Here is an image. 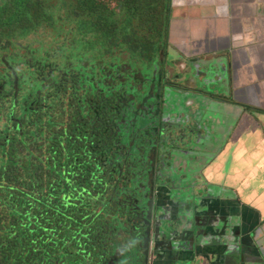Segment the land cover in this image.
<instances>
[{"label":"crops","instance_id":"1","mask_svg":"<svg viewBox=\"0 0 264 264\" xmlns=\"http://www.w3.org/2000/svg\"><path fill=\"white\" fill-rule=\"evenodd\" d=\"M159 14L149 38L155 53L153 75L165 80L180 72L183 81L192 82L212 78L211 98L236 101L238 106L231 102L234 107L226 109L222 103L209 110L206 150L193 149L191 157L177 156L174 162L177 171L189 170L184 184L193 200H199L191 214L202 231L200 241L197 234L189 235L192 246H184V262H176L177 254L167 244L150 262L264 264V0H163ZM190 67L196 72L187 76ZM224 121L231 122L227 126ZM173 182L169 188L176 187ZM120 213L126 217L122 209ZM124 230L127 238L117 233L115 264H141L139 234ZM125 239L134 246H125ZM201 244L209 249L224 244L229 254L220 257Z\"/></svg>","mask_w":264,"mask_h":264},{"label":"trees","instance_id":"2","mask_svg":"<svg viewBox=\"0 0 264 264\" xmlns=\"http://www.w3.org/2000/svg\"><path fill=\"white\" fill-rule=\"evenodd\" d=\"M152 1L155 7L148 10ZM118 2L114 10H109L102 6L106 0H69L60 9L62 18L80 35L109 48L119 41L118 28L123 18L132 19L133 12L139 11L136 17L144 21L142 29L145 30L141 40H147V35L161 20L159 5H163V0H123L125 6L116 9ZM125 7L130 13L124 11ZM5 12L4 6L1 7L0 18ZM34 12L42 22H51L52 17L43 3H39ZM140 42L134 47L139 48ZM7 57L0 55V117L3 118L0 120V190L4 191L0 201L9 207L13 224L7 228L2 225L0 264H5L7 245L12 246L8 264H64L66 259L68 264H82L79 258H74L79 253L83 264H115L117 233L122 231L123 238H127L124 229L130 230V223L123 213H117L115 203V183L123 184V176L116 177L114 172L113 177H107L108 172L114 170L115 161L106 168L107 156L97 155L101 148L95 150L90 140L91 147L86 146L83 136L80 137L82 143L79 137L70 139V134L54 130L48 137L49 149L43 153L37 138L49 128L43 123L49 97H57L59 105L70 102L71 98L76 100L80 86L77 70L70 69V65L64 72L54 74L60 68L52 55L43 60L45 63L36 60L24 70H18L9 55ZM46 78L50 85L44 87ZM103 92V89L97 90V93ZM116 101L119 103L116 113H121L125 99L120 96ZM89 103L96 111V105L91 100ZM106 103L105 99L101 105L104 112ZM110 110L115 115V105ZM114 125L116 131L117 123ZM68 139L76 146L71 147ZM109 141V136H100L98 143L104 146ZM28 152L37 153L32 155L34 161L25 156ZM137 160L145 162V159ZM84 162L92 167L87 176L71 178L70 172L74 176L76 168ZM147 171L157 177V173ZM54 183L60 185L63 193L60 199L53 197L55 193L49 187L50 184L55 188ZM45 192L51 194L48 196ZM154 192L155 188L151 190L152 194ZM125 241V246H130L131 241ZM126 250L128 248L123 247V251Z\"/></svg>","mask_w":264,"mask_h":264},{"label":"rangeland","instance_id":"3","mask_svg":"<svg viewBox=\"0 0 264 264\" xmlns=\"http://www.w3.org/2000/svg\"><path fill=\"white\" fill-rule=\"evenodd\" d=\"M66 1L69 0H0V8L4 6L6 10L0 18L1 56L8 58L7 55H9V60L17 65V69L24 70L36 60L45 63L46 61L43 60L52 55L54 57L53 60L56 61L60 68L54 74L64 72L70 65H72L70 69H76L78 72L77 78L80 81V86L77 87L76 100L71 98L70 102L59 105L57 97H49V107L44 108L47 115L43 116V123L47 124L49 128L46 127L44 129V135L37 136L38 143L42 146L41 153L48 151L50 143L48 137L54 130H60L59 133L70 134V139L74 136L79 138L83 136L84 141L87 143L86 146L91 147L90 141H92L95 150L101 148L96 154L101 155L103 153L107 156L105 159L106 168L115 161L114 170L108 172V178L113 177L116 171L122 174L124 182H130L132 187L137 188V192L143 182L148 183L151 187V175L143 180L138 174L139 182L133 176L137 168H142L148 164V159H145V162L137 160L139 158L134 148L136 147L135 142L138 140H135L134 136L131 138L130 129V124H132L138 112L142 113L143 107L139 105L144 93L147 91L150 94L154 93L153 88L155 87L158 93L156 97L159 98L161 110L169 107L176 112L177 119L174 116L170 117L168 113L164 114V119L171 124L166 131V137L176 136L178 138L182 136L186 143L187 139L190 138V144L187 143L185 151L179 154L181 159L186 157L193 149H195L196 153L206 150L210 137L208 122L206 121L208 119V111L217 110L222 103L226 105L222 106L223 108L227 109V105L234 107L232 104L236 105L237 102L211 98L210 95L213 94L212 78L201 80L203 78L197 77L192 82L189 78L188 81H183L186 78L181 77L180 72L173 77L167 76L165 80L153 75L151 71V65L154 64V62H151L153 51L149 43L151 33L147 35V42L144 38L141 40L144 37L145 30L142 29L144 21L136 17V13L139 14V11L133 12L132 19L127 20L124 17L120 22L117 45L111 48L108 46L101 47L99 42L88 40V38L80 35L68 21L62 18L63 12L60 8H63L62 5ZM116 1H120L117 3L116 9H122L125 6L123 0H106V4L102 6L109 10H114ZM39 3H43L47 14L52 17L50 23L42 22L39 19V14L34 12L35 9L39 8ZM128 7H125L124 11L129 12ZM152 7H155L154 1L150 3L148 10ZM139 42L140 47H134L135 43ZM46 54L49 55L46 56ZM202 70H207V67H203ZM195 72L196 68L190 67L185 75L188 76ZM149 82L156 85H154L152 90L150 88L153 85ZM42 85L44 87L50 85L48 78ZM100 89H103L104 92L97 93V90ZM134 92L139 94L136 101ZM131 95L132 99L130 98ZM120 96L125 99L124 112L116 113V106L119 105L116 99ZM105 99L107 101L105 104L106 112L101 108ZM89 100L96 105V111L92 109V104L89 103ZM3 101L5 102V100ZM135 103L136 106H134ZM114 105L115 115L110 110V107ZM135 107L137 108L136 115ZM249 108H253V106L249 105ZM0 120L2 121L3 118L0 117ZM140 120L137 117V125ZM230 122L224 121V124L228 126ZM115 123H117L116 131L113 128ZM100 136H109L110 141L102 146L98 143ZM70 139H68V144L71 147L76 146V144L72 145V143H69ZM81 141L83 143V140ZM176 151L175 145L168 147L167 156L177 162ZM28 153L25 155L28 158H32V155H37L36 152ZM163 154L162 152L161 156ZM151 157L156 158L157 156L150 155V160ZM130 160L133 161L130 162ZM150 160L149 169L151 168ZM152 165H155V163L153 162ZM91 169V165L84 162L76 168L74 176L71 172L69 176L73 179H79L81 176H87ZM158 174L160 179L155 199L162 204L168 201L174 204L178 203L181 197L176 194L168 197L167 189L171 182L168 177L171 176V173L160 171ZM24 176L26 177L25 174ZM54 186L56 189L49 184L51 191L55 193L52 195L55 199H60L63 196L60 185L54 183ZM122 186V183L117 184L118 189ZM126 188H128V184ZM130 189L132 188L130 187ZM45 193L48 196V193L51 194V192ZM3 194L4 191L0 190V197ZM118 195L121 196L120 192H118ZM150 198L154 199V196ZM19 199L23 201L24 197L19 196ZM148 199V197H145V200L148 201ZM28 201L29 199L27 198ZM116 207L119 210L117 203ZM174 209L175 206L172 208L173 212H175ZM128 223H130V230L138 233V225L133 214H131ZM11 224H13V219L10 217V209L0 201V233ZM174 231H172V234H174ZM60 241L64 243L63 238H60ZM124 242L126 241L124 240ZM130 244L134 246V242ZM7 247L5 264H8L12 254V246L7 245ZM62 256L64 257L63 254ZM67 260L64 264H67Z\"/></svg>","mask_w":264,"mask_h":264},{"label":"water","instance_id":"4","mask_svg":"<svg viewBox=\"0 0 264 264\" xmlns=\"http://www.w3.org/2000/svg\"><path fill=\"white\" fill-rule=\"evenodd\" d=\"M151 84L153 86L150 90H152L155 85L154 83ZM156 95V93L154 94L152 92L150 94L148 91L144 93L139 105L143 107L142 113L138 112L132 124H130L131 137L133 138L134 136V139L138 140L135 142L136 147L134 148L137 157L140 159H148V164L146 166L138 168V174L143 180L151 175L147 171V169H149V156L156 155V158L151 157V168L149 170L152 171L153 174H155L156 168L161 172H170L171 176H169L168 179L174 181L177 185L174 188L167 189L168 197L176 194L181 198L179 202L175 204L169 201L164 204L160 203L159 200L155 199L160 177L159 175H157V177L151 175L150 184L153 188L150 187L148 183L143 182L138 192L137 188H135L137 192L135 195H137V197H132L129 203H124V205H122V208H125L127 213L130 211V217L131 214L134 215L135 222L138 225L139 238L137 243L140 249H142V253L138 256V259L141 260V264H153L150 262V256H156L157 250L165 244L169 245L171 249L174 250V255L177 254L176 262H184L187 257V251L184 246H192V239L189 235L197 234L195 238L200 241V235L202 234V231L198 230L193 215L191 214V212L197 208L199 200L197 197L193 200V197L190 196L192 192L191 188L184 184L185 180L188 178L189 170H186V172L177 171V167L174 166L175 160L167 156L168 147L172 145H175L177 149L176 155L179 156L181 152L185 151L186 144H190V138L187 139L186 143L182 136L178 138H176V136L166 137V131L170 128L169 125L171 124L168 123V120L164 119V114L168 113L170 117L174 116L176 119L178 117L176 112L169 107L161 110L159 107V98H157ZM137 96H139V94L134 92L135 101ZM130 98L132 99V95ZM134 106H136V103ZM134 111L136 115V107ZM122 112H124V109L121 113ZM137 117L141 119L138 125L136 121ZM114 126L115 125H113V128L115 129ZM162 152L164 153L163 156H161ZM192 153L194 154V152ZM192 153L190 152L187 157H191ZM153 162L155 165H152ZM183 176H185V178H183ZM122 182L123 186L118 189V192H120L123 198L127 199L128 189L126 186L129 182L126 183L123 180ZM154 188L155 192L152 194L151 190ZM182 191H185V195L181 193ZM152 196H154V199L150 198ZM145 197L149 198L148 201L145 200ZM125 204H127V207H125ZM173 206H175V212L172 210ZM122 208L119 207V210H117L118 214H120ZM173 230H175L174 234H172ZM150 244L153 248H151ZM220 245L221 247L209 249L211 247L206 244H201L204 249L210 252L214 251V253L220 257H222L223 253L229 254L224 244ZM142 257H144L143 260Z\"/></svg>","mask_w":264,"mask_h":264},{"label":"flooded vegetation","instance_id":"5","mask_svg":"<svg viewBox=\"0 0 264 264\" xmlns=\"http://www.w3.org/2000/svg\"><path fill=\"white\" fill-rule=\"evenodd\" d=\"M156 86V85H155ZM130 162H132V160H130ZM119 165V164H118ZM122 166V165H121ZM138 169V168H137ZM137 169L135 170V172L133 173V176L135 177V178H137V181L139 182L140 180H139V178H138V172H137ZM115 176L116 177H121L120 176V174L119 173H117L116 171H115ZM117 184L118 183H115V203H117V205L120 207V208H122V205H124V203H129L130 202V200H131V195H132V193H137V192H135V188L134 187H132V185H131V183H129L128 184V188H132V189H134V191L132 190V193H127V199H125V198H123V197H121V196H119L118 195V188H117ZM127 188V189H128ZM125 207H127V204H125ZM122 211L124 212L125 211V214H126V217H124L125 219H126V221H128L129 220V218H130V216H129V214L127 213V211H126V209L124 208H122ZM79 253V252H78ZM80 254V253H79ZM79 254H77V255H75V257L74 258H79L80 259V261H81V263L83 264V259H82V257L79 255ZM68 264V263H67ZM69 264H74L73 262H70Z\"/></svg>","mask_w":264,"mask_h":264}]
</instances>
